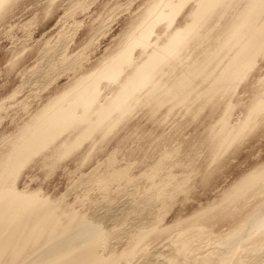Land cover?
<instances>
[{"label":"bare ground","instance_id":"obj_1","mask_svg":"<svg viewBox=\"0 0 264 264\" xmlns=\"http://www.w3.org/2000/svg\"><path fill=\"white\" fill-rule=\"evenodd\" d=\"M18 1L0 0V20ZM78 2L71 0L69 8H76L79 4L73 3ZM41 55L42 64L27 80L30 84L42 81L51 85L62 73L75 74L83 64L79 59L85 56L67 54L62 45L47 46ZM259 58H264V0H147L113 50L92 68L58 86L27 120L0 137V264H119L134 248L150 246L143 242L181 226L186 220L160 225L153 210L169 192L176 196L186 190L184 186L192 178L191 172L178 175L172 171L178 162L168 167L177 149L166 151L169 153L147 169L149 176L161 175L166 178L163 182L171 181L167 186L161 183L148 191L131 190L129 165L108 169L104 181L95 174L82 175L74 184L87 199L84 195L97 186L100 197L91 200L90 208L104 209L103 216L98 209L82 215L71 204L56 203L39 189H18L16 181L22 168L35 158L50 164L88 139L105 141L135 110L143 108L147 114L162 108L168 113L184 109L191 119L206 111L210 121L202 142L210 143L211 164L221 162L235 141L264 122V81L256 79L253 84V74L244 85L251 99L243 119L237 124L228 122L236 90ZM93 147L81 155V162ZM107 160L112 166L115 159L112 155ZM112 182L124 186L112 194ZM262 183L264 163L239 179L223 200L235 202L253 194ZM204 209L199 218L208 221L212 216V220L190 221L189 230L179 240L187 243L211 232L215 222H229L231 228L219 235L221 245L209 255L199 256L195 248L186 257L172 253L161 258L162 262L153 261L144 251L132 255L138 261L143 259L140 264H181L187 257L193 264H264V197L247 210L244 206L238 211L214 206ZM104 218L119 226L113 227L116 233L138 231L133 244L118 255H111L113 237L107 236L112 234V226ZM255 236L259 240L254 241ZM35 245L37 252L28 253ZM97 249L107 250V256L97 254Z\"/></svg>","mask_w":264,"mask_h":264},{"label":"rangeland","instance_id":"obj_2","mask_svg":"<svg viewBox=\"0 0 264 264\" xmlns=\"http://www.w3.org/2000/svg\"><path fill=\"white\" fill-rule=\"evenodd\" d=\"M146 1L80 0L73 3L75 6L79 4L76 8H73L74 6L69 8L71 0H19L13 5L0 20V102H4L2 104L4 108L0 109V137L27 120L31 112L40 107L58 86L64 85L75 74L92 68V65L113 50L122 32L132 19L140 14ZM59 45L65 47L67 54L75 55L79 52L85 55L79 59L83 63L79 70L74 71L75 74H60L51 85L43 84L42 81L31 84L27 82L35 67L42 64L43 49ZM252 74L253 84L257 83L256 79L264 81V58L257 60L248 79H244L236 90V96H233L231 101L234 107H230L228 111V122L231 124L239 123L247 110L251 98L244 85ZM224 109L225 105L221 107V110ZM146 110V108L135 110L128 121L105 141L94 142L88 139L71 154L63 156L60 160L53 159L51 162L54 163L50 164L39 163L37 161L39 158H35L22 168L16 186L20 190L39 189L56 203L71 204V207L82 215L98 209L99 214L103 216L104 209L90 208L91 200L100 197L97 186L92 187L88 196L84 195L88 197L87 199L83 197L82 188L79 190L75 185L82 175L95 174L104 181L114 167L122 169L129 165L131 190L148 191L161 183L167 186L171 181L163 182L166 178L161 175L149 176L147 169L162 155L169 153L166 151L172 152L177 149L168 167L178 162L172 171L178 175L191 172L192 178L185 184L186 190H182L176 196L174 192H169L153 210L159 215L158 219L162 226H169L180 220L186 221L154 240L142 243L149 244V247L143 246L145 248L143 250L136 247L130 254H124L119 264H124L127 260L131 264H140L143 259L140 258L138 261L132 254L138 255L143 251L150 255L153 261L160 262L161 258H169L168 255L172 253H181L186 257L193 248L199 251V256H207L221 245L219 235L231 228L229 222L225 220L215 222L211 232L194 238V241L182 243L179 238L189 230L190 226L187 224L190 221L198 219L200 222L208 223L212 220V216L208 221L199 218L206 210L204 208L227 207L238 211L239 207L244 206L247 210L259 198L264 197L262 183L255 188L253 194L245 195L235 202L223 200L224 194L239 179L257 170L258 166L264 163V122L256 124L235 141L222 156L221 162L211 164L210 143L203 145L202 142L210 121L206 111L199 118L191 119L184 109H175L168 113L162 108L148 114ZM217 116L218 114L214 113L213 118ZM90 146H94L90 156L81 162V155ZM112 155L115 159L113 167L111 161L107 160ZM110 184L112 194L124 186L123 182ZM104 221L112 226L110 229L112 234L107 236L113 237L114 248L111 255H118L133 244L134 233H138L137 230L131 233L128 231L116 233L112 231L113 227L117 229L119 226L114 225L113 220L109 218H104ZM250 234L254 235V232ZM116 235L120 238L116 239ZM256 240H259V236H255L254 241ZM37 248L38 245H35L28 253L35 254ZM97 254L107 256L108 253L107 250L97 249ZM180 262L193 264L188 257L181 259Z\"/></svg>","mask_w":264,"mask_h":264}]
</instances>
